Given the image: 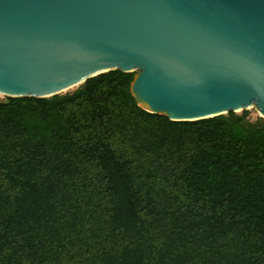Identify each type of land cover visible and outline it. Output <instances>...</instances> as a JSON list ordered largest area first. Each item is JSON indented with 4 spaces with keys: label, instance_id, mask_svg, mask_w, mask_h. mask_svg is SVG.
<instances>
[{
    "label": "trees",
    "instance_id": "1",
    "mask_svg": "<svg viewBox=\"0 0 264 264\" xmlns=\"http://www.w3.org/2000/svg\"><path fill=\"white\" fill-rule=\"evenodd\" d=\"M134 74L0 98V264H264V119L171 120Z\"/></svg>",
    "mask_w": 264,
    "mask_h": 264
},
{
    "label": "water",
    "instance_id": "2",
    "mask_svg": "<svg viewBox=\"0 0 264 264\" xmlns=\"http://www.w3.org/2000/svg\"><path fill=\"white\" fill-rule=\"evenodd\" d=\"M134 72L137 105L175 121L264 118V0H0V94L50 97Z\"/></svg>",
    "mask_w": 264,
    "mask_h": 264
},
{
    "label": "rangeland",
    "instance_id": "3",
    "mask_svg": "<svg viewBox=\"0 0 264 264\" xmlns=\"http://www.w3.org/2000/svg\"><path fill=\"white\" fill-rule=\"evenodd\" d=\"M74 88H75V87H74ZM74 88H71V89H69V90H72V89H74ZM69 90H67V91H69ZM67 91H65V92H67ZM0 98H1V99H4L5 96L0 94ZM244 111L248 112V118H250L251 120H255L256 118L261 117V113H260V111L256 108L255 105H253L252 107H249L248 109L239 110V111H237V112H235V113H237V114H241V113H243ZM262 118H263V117H262ZM263 119H264V118H263Z\"/></svg>",
    "mask_w": 264,
    "mask_h": 264
}]
</instances>
